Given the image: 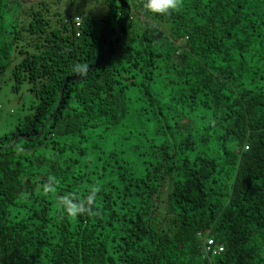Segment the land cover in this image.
Instances as JSON below:
<instances>
[{
    "label": "trees",
    "instance_id": "16d2710c",
    "mask_svg": "<svg viewBox=\"0 0 264 264\" xmlns=\"http://www.w3.org/2000/svg\"><path fill=\"white\" fill-rule=\"evenodd\" d=\"M76 1L0 0V264H264V0Z\"/></svg>",
    "mask_w": 264,
    "mask_h": 264
},
{
    "label": "rangeland",
    "instance_id": "374dc122",
    "mask_svg": "<svg viewBox=\"0 0 264 264\" xmlns=\"http://www.w3.org/2000/svg\"><path fill=\"white\" fill-rule=\"evenodd\" d=\"M94 1L77 0L72 7L80 6L83 10L88 9L90 5L93 6L91 3L94 4ZM98 1L102 3L103 0ZM11 68H8L0 78V137L15 130L20 121L31 118L34 113V106L39 101L34 91L31 90V84L28 81H24L18 89L16 88V82L11 75ZM73 139L75 141V138ZM65 141L69 145L72 140L67 138ZM209 152L210 150H207V153Z\"/></svg>",
    "mask_w": 264,
    "mask_h": 264
},
{
    "label": "clouds",
    "instance_id": "9594fccd",
    "mask_svg": "<svg viewBox=\"0 0 264 264\" xmlns=\"http://www.w3.org/2000/svg\"><path fill=\"white\" fill-rule=\"evenodd\" d=\"M179 7V0H143V8L156 15H168ZM86 65L76 64L73 70L84 72Z\"/></svg>",
    "mask_w": 264,
    "mask_h": 264
},
{
    "label": "built area",
    "instance_id": "2783aa9c",
    "mask_svg": "<svg viewBox=\"0 0 264 264\" xmlns=\"http://www.w3.org/2000/svg\"><path fill=\"white\" fill-rule=\"evenodd\" d=\"M80 17H76V24L77 26L80 25ZM79 34V33H78ZM203 253L204 256L208 257H213L221 254L224 249L225 245L221 242H218L213 236H206L204 239V244H203ZM212 264V263H209Z\"/></svg>",
    "mask_w": 264,
    "mask_h": 264
}]
</instances>
